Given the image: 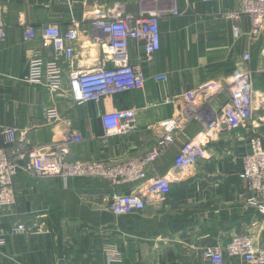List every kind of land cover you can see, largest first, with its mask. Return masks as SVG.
<instances>
[{"label": "crops", "instance_id": "crops-1", "mask_svg": "<svg viewBox=\"0 0 264 264\" xmlns=\"http://www.w3.org/2000/svg\"><path fill=\"white\" fill-rule=\"evenodd\" d=\"M138 3L0 0V17L7 31L0 40V132L10 127L24 134L20 148L8 146L18 159L32 148H51L67 134H77L82 141L69 143V161L116 166L148 156L166 133L164 122L181 112L190 114L188 122L172 133L168 150L146 168L149 177L171 179L170 193L132 216H114L106 204L115 195L135 191L138 182L114 185L103 177L65 180L18 174L16 204L0 208V264H210L202 254L205 248L225 246L233 237L250 233L256 246L264 248V218L238 198L248 187L241 174L249 137H260L264 146V25L260 35L253 37L250 20L245 18L242 34L235 35L229 16L238 10L239 0L215 4L180 0L182 14L160 22L161 49L150 63L144 62L143 45L131 41L129 60L141 65L143 90L75 106L67 93L69 66L63 57L58 59L66 70L62 92L26 82L27 65L35 51L42 50L47 60L56 58L51 48L43 46L40 31L33 40L24 39L27 27L56 25L67 30L77 26L73 65L88 71L103 55L98 43L102 32L93 27L95 11L136 15ZM247 53L249 63L243 60ZM246 69L251 71L256 92L253 109L258 126L223 128L207 145L209 157L177 172L174 161L181 147L204 137L210 122L221 117L233 76ZM160 74L167 75V80L157 82ZM211 81L220 83V94H210L194 105L185 101L186 92ZM167 100L175 102L167 104ZM48 108L57 110L58 120L46 118ZM127 109L138 110L135 131L106 135L102 115ZM32 220H39L40 231L16 233L17 224ZM224 264H243V260L224 254Z\"/></svg>", "mask_w": 264, "mask_h": 264}, {"label": "built area", "instance_id": "built-area-1", "mask_svg": "<svg viewBox=\"0 0 264 264\" xmlns=\"http://www.w3.org/2000/svg\"><path fill=\"white\" fill-rule=\"evenodd\" d=\"M204 3H219L222 0H201ZM139 11L136 15H120L117 12L106 13L95 11L93 27L102 32L98 43L103 48L102 60L88 71L74 69V44L79 39L77 26L63 30L56 25L40 29L27 27L25 40H33L41 33L42 44L51 48L56 56L47 60L42 50L35 51L27 65L26 82L48 88L53 93L62 92L66 70L58 59L63 57L68 64L69 81L68 97L75 106H84L98 102L110 96L144 89L145 80L140 64L129 60L128 47L131 41L143 45L144 62L150 63L161 49L160 22L165 18L178 17L182 14L180 0H139ZM155 5V6H154ZM234 21L235 35H241L244 19L249 18L250 33L253 37L260 35L264 25V0H239V8L229 16ZM6 27L0 17V40L6 38ZM249 63V53L243 56ZM111 63L112 67H107ZM73 67V68H72ZM167 75L155 77L157 82L167 80ZM222 92L219 82L211 81L202 84L195 90L186 92L183 97L188 104H197L204 97ZM230 98L222 110L219 119L208 126L204 137L186 142L174 161L177 172H182L200 160L209 157L207 145L217 132L226 128L230 131L256 128L253 101L256 92L252 85V74L249 69L237 72L229 85ZM174 100H167L173 104ZM49 121H56L59 114L56 109L48 108L45 112ZM138 110H114L102 115L101 122L106 135L126 136L135 131ZM189 112H181L178 118L164 122L165 135L156 144L152 152L141 159L132 160L116 166H105L96 162H71L68 159L69 143L79 144L82 140L77 134H67L51 148L35 147L18 159L16 152H10L8 146L18 147L24 144L25 137L15 128H1L4 146L0 148V208L16 204L14 178L18 174L32 175L37 178L93 176L103 177L112 184L138 182L137 189L129 194L115 195L107 201L106 210L114 216H132L143 211L147 203L161 200L172 188L169 177H149L146 168L156 161L172 145L173 132L189 120ZM249 152L243 158L241 178L248 182L247 191L238 196L245 200L264 218V146L260 137H249ZM39 219V218H37ZM39 220L29 223L21 222L16 226V233L35 234L40 231ZM203 257L210 264H224V254L239 257L243 264H264V248L256 246L253 233L235 236L225 246H214L202 251Z\"/></svg>", "mask_w": 264, "mask_h": 264}]
</instances>
